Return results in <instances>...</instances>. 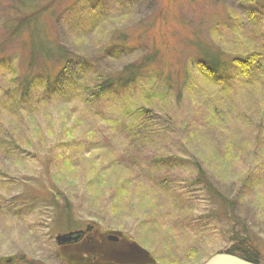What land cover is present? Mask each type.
<instances>
[{
	"label": "rangeland",
	"instance_id": "rangeland-1",
	"mask_svg": "<svg viewBox=\"0 0 264 264\" xmlns=\"http://www.w3.org/2000/svg\"><path fill=\"white\" fill-rule=\"evenodd\" d=\"M10 9L0 0V35ZM44 26L77 73L64 97L51 85L24 100L16 76L26 52L9 45L0 57V260L90 264L118 234L157 264H203L239 233L264 264V0H61ZM200 44L262 60L250 84L234 66L214 76L198 66ZM153 53L136 83L100 92L105 77ZM198 165L232 203L197 182ZM94 166L112 178L89 182ZM129 176L143 186L134 198H146L118 211L110 200ZM53 188L74 206L71 230H59ZM88 226L86 243L57 246Z\"/></svg>",
	"mask_w": 264,
	"mask_h": 264
},
{
	"label": "trees",
	"instance_id": "trees-1",
	"mask_svg": "<svg viewBox=\"0 0 264 264\" xmlns=\"http://www.w3.org/2000/svg\"><path fill=\"white\" fill-rule=\"evenodd\" d=\"M60 3L61 0H8V4L11 6V12L3 24L0 35V57L9 45H17L26 52L25 58L23 56L22 62L19 63V66H22L21 72L16 76L24 100L32 99L35 92L42 87L51 85L56 86V92L60 97H64L67 91L65 90L67 85L69 86V84L73 83V76L77 73V69H73L75 60L73 59L71 50L62 42L50 41L44 26L46 19L52 20L56 17L57 7ZM118 41L126 47L129 43V37L127 38V35L121 34ZM199 50L200 59L198 66L202 71L204 70L211 75L214 74V76H217L228 71L230 66H234L248 84H250L249 79L252 72L256 68L258 69V65L262 60L261 53L256 50L241 55L221 50L215 51L205 45H201ZM158 59V54L153 53L141 62L126 65L121 71L112 72V75L105 77L102 80L103 83L98 86L100 92L105 91V89L110 86L121 85L123 87H128L136 83L146 71L154 66ZM52 66H55L57 69V74L51 73L50 68ZM222 92L230 93L232 92V88H225ZM143 112L145 111L143 110ZM141 128L142 127H140V129ZM140 129L135 131V135L141 136L143 134ZM117 165L119 164H112L111 167ZM94 167L89 182L94 181V177H97V175L104 176L107 179L112 178L109 172L110 167ZM197 169V182L201 183L203 188L208 191L215 200L225 206L226 204L232 203L226 195L216 188L215 184L208 178L207 172L202 167L198 165ZM132 177L133 176H129L127 182L125 177L117 181L118 186L116 189L119 188V191L117 190V192H115L114 190L115 194L112 196V200H110V205L118 209V211H122L121 208H123V211H129L135 203H141L146 198L143 195H140L138 199L134 198L135 193H137L140 188H143V186L139 185V183L137 184L136 178ZM163 184L165 185V183ZM163 184L160 185V188ZM121 185L125 188L124 192L121 190ZM93 187L95 188V186ZM53 190L54 191H48L51 200L49 199L47 202H50L49 204L56 209V219L59 230H71L74 226V206L64 191L55 188H53ZM161 191L166 190L162 187ZM137 206L140 210L138 203ZM134 209L137 210L136 207H134ZM163 226L170 230H175V227L170 226L168 223ZM156 231H159L158 228H156ZM248 234L251 233L248 232ZM232 239L237 243V246L229 251L230 254L255 264H262L259 254H257V250L253 247V244L249 242L250 240L243 238L239 233H236ZM194 253L191 252L190 256H193ZM23 260L24 264H32L25 259H21L20 262ZM155 264H157L156 260Z\"/></svg>",
	"mask_w": 264,
	"mask_h": 264
},
{
	"label": "water",
	"instance_id": "water-1",
	"mask_svg": "<svg viewBox=\"0 0 264 264\" xmlns=\"http://www.w3.org/2000/svg\"><path fill=\"white\" fill-rule=\"evenodd\" d=\"M92 228V227H91ZM90 228V229H91ZM85 235V231L83 230H77V231H71L62 235L57 236L56 243L58 247H64L68 245H73L79 243ZM120 235L115 234L106 239L103 246H96L95 249L97 250H103L106 249L104 252L109 253L111 255L112 260L114 263L117 264H140L141 261H147V264H155V260L152 258L151 254L141 246H139L137 243L132 242L130 240H123L121 243H119V246H111L109 244L117 243L119 241ZM125 251L128 250L131 254V258H123V260L119 259L117 256L118 251ZM116 254V255H115ZM115 257H114V256ZM15 259H2L0 261H14ZM203 264H255L252 262H249L243 258H240L238 256L232 255L229 253V251L218 253L211 258H209L206 262Z\"/></svg>",
	"mask_w": 264,
	"mask_h": 264
},
{
	"label": "flooded vegetation",
	"instance_id": "flooded-vegetation-1",
	"mask_svg": "<svg viewBox=\"0 0 264 264\" xmlns=\"http://www.w3.org/2000/svg\"><path fill=\"white\" fill-rule=\"evenodd\" d=\"M90 228H91L90 226H88L86 228L85 235H84L83 239L79 243L73 244V245L64 246V247H61V248H75L79 244L86 243L87 240H88V236L92 232V228L91 229ZM109 237H111V236H108V237H106L103 240L105 241ZM123 240H126V239H123L120 236L119 237V241L117 243H113L112 242V244H109V245L114 246V247L119 246V243H121ZM101 253H100L101 254L100 257H102V259L101 260L100 259L94 260V261L90 262V264H117V263H114V261L113 262L110 261V259L112 260V258H111V255L109 253H105V252H101ZM117 256H118L119 259L123 260V258H128V259L131 258L132 254L128 250H125V251L122 250V251H118ZM16 263H17V260H14L13 262L12 261H10V262L0 261V264H16ZM139 263L140 264H147V261L144 260V261H141ZM20 264H24V260L22 262H20ZM72 264H85V263H78V261H76V263H75V261H74V263H72Z\"/></svg>",
	"mask_w": 264,
	"mask_h": 264
}]
</instances>
